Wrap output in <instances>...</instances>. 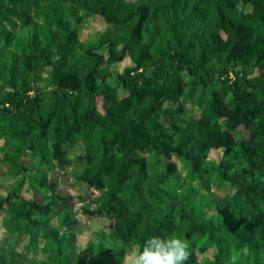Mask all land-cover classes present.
Segmentation results:
<instances>
[{"label":"trees","instance_id":"16d2710c","mask_svg":"<svg viewBox=\"0 0 264 264\" xmlns=\"http://www.w3.org/2000/svg\"><path fill=\"white\" fill-rule=\"evenodd\" d=\"M93 16L106 25L81 40ZM0 138L17 177L3 225L42 241L36 264H121L152 235L186 241L184 264H264V0H0ZM78 142L75 178L98 193L82 208L115 216L89 256L49 179ZM223 183L234 193L219 197ZM27 259L0 245V264Z\"/></svg>","mask_w":264,"mask_h":264},{"label":"rangeland","instance_id":"374dc122","mask_svg":"<svg viewBox=\"0 0 264 264\" xmlns=\"http://www.w3.org/2000/svg\"><path fill=\"white\" fill-rule=\"evenodd\" d=\"M105 22L101 16H93L87 18L83 22L81 31V40H86L89 38L96 37L99 30L105 27ZM130 60L126 59L122 63H119L115 71L121 72L124 68L129 65ZM122 92V91H121ZM124 94V91L122 92ZM102 103L100 104L101 109ZM185 118L189 120H197L200 117L201 110L193 106L190 100L185 103ZM239 138L246 139L249 134L242 127L238 129ZM4 140L0 138V195L6 196L8 191L14 186V182L17 179L16 176L8 174L10 169L9 164L3 163V146ZM68 155L71 158V165L67 167H57L49 173V179L58 184V191L63 195H67L71 198L74 205V211L78 219V241L77 247L81 253L91 255L94 251V246L97 243L98 234L100 232H109L110 224L114 221V215L107 213H98L97 215H89L84 212L82 208L84 202L81 201V197L87 199L93 198L98 193L93 190V188L88 184L87 181L79 182L75 178V168L77 164H81L84 160L85 151L81 142H78L72 149L68 150ZM211 159H219L221 157L220 150H211L209 155ZM162 161H174L177 162L179 168L183 175H188V168L183 164V162L177 157H172L171 159L162 158ZM23 163H29V159H23ZM216 194L222 197L225 194L234 193L233 188H231L227 183H223L220 188H214ZM22 197L25 200H34L39 198V194L28 188L27 186L23 188L21 192ZM4 212L0 211V245L3 247H9L11 245L14 248L27 256V260L21 261L19 264H36V261L41 260L46 257L42 250V241L38 244V247H29V237L24 233L10 234L3 225ZM56 223V218H54ZM215 250L210 248L205 253H197V257L200 263H203L207 259H212ZM139 253V246H134L123 256L121 264H133L136 255Z\"/></svg>","mask_w":264,"mask_h":264},{"label":"clouds","instance_id":"9594fccd","mask_svg":"<svg viewBox=\"0 0 264 264\" xmlns=\"http://www.w3.org/2000/svg\"><path fill=\"white\" fill-rule=\"evenodd\" d=\"M186 241L174 235H152L144 239L133 264H184Z\"/></svg>","mask_w":264,"mask_h":264}]
</instances>
